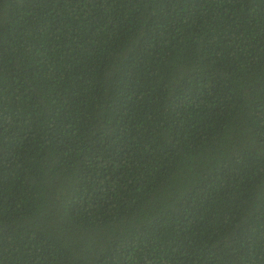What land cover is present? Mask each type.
I'll return each mask as SVG.
<instances>
[{
  "label": "trees",
  "instance_id": "1",
  "mask_svg": "<svg viewBox=\"0 0 264 264\" xmlns=\"http://www.w3.org/2000/svg\"><path fill=\"white\" fill-rule=\"evenodd\" d=\"M0 264H264V0H0Z\"/></svg>",
  "mask_w": 264,
  "mask_h": 264
}]
</instances>
